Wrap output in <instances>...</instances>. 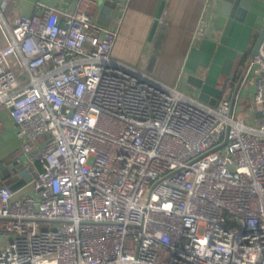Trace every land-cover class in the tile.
Here are the masks:
<instances>
[{
  "label": "built area",
  "instance_id": "obj_1",
  "mask_svg": "<svg viewBox=\"0 0 264 264\" xmlns=\"http://www.w3.org/2000/svg\"><path fill=\"white\" fill-rule=\"evenodd\" d=\"M95 7L0 10V110L31 177L15 197L0 176V264H264V38L208 105L115 60L121 18Z\"/></svg>",
  "mask_w": 264,
  "mask_h": 264
},
{
  "label": "crops",
  "instance_id": "obj_2",
  "mask_svg": "<svg viewBox=\"0 0 264 264\" xmlns=\"http://www.w3.org/2000/svg\"><path fill=\"white\" fill-rule=\"evenodd\" d=\"M0 4L3 16L17 14L31 15L36 12L37 1L56 6L59 10L72 8L76 0H3ZM95 18L104 27H114L121 18L111 56L127 66H136L142 57L147 60L146 72L157 81L169 86H178L183 92L193 96L197 91L186 83L189 74L185 66L189 49L199 40L195 32L204 11L205 0H166L165 7L152 38L149 33L154 21V13L159 0H94ZM223 0H217L211 11L203 37L215 33L214 22ZM244 57L238 68L245 62ZM152 64V67L150 66ZM236 65L234 66V68ZM233 68V69H234ZM199 74V73H194ZM0 176H30L20 142L15 135V125L7 110H0ZM19 176L10 185L15 197L31 191L30 179ZM4 182V179H3Z\"/></svg>",
  "mask_w": 264,
  "mask_h": 264
},
{
  "label": "water",
  "instance_id": "obj_3",
  "mask_svg": "<svg viewBox=\"0 0 264 264\" xmlns=\"http://www.w3.org/2000/svg\"><path fill=\"white\" fill-rule=\"evenodd\" d=\"M166 0H159L149 33L152 38L161 19ZM212 37L201 38L187 54L185 66L189 70L186 83L197 91V99L215 105L227 77L236 62L244 56H258L264 38V0H223L214 22ZM248 62L244 65L233 90L231 104L239 90ZM199 74H194V73ZM20 175L4 174L5 185H12ZM30 179V176H26ZM11 187V186H10ZM12 188V187H11Z\"/></svg>",
  "mask_w": 264,
  "mask_h": 264
},
{
  "label": "rangeland",
  "instance_id": "obj_4",
  "mask_svg": "<svg viewBox=\"0 0 264 264\" xmlns=\"http://www.w3.org/2000/svg\"><path fill=\"white\" fill-rule=\"evenodd\" d=\"M150 66L152 67V64ZM194 96L197 98V94H194ZM245 107H246V103L244 101V98L243 99H240L238 101V104H237V110H236L237 113L238 114H242L243 112H246V108ZM202 233H203V229H202V227H199L197 229V234L198 235H202ZM0 234L6 235L1 228H0ZM9 239H10V237H9Z\"/></svg>",
  "mask_w": 264,
  "mask_h": 264
},
{
  "label": "trees",
  "instance_id": "obj_5",
  "mask_svg": "<svg viewBox=\"0 0 264 264\" xmlns=\"http://www.w3.org/2000/svg\"><path fill=\"white\" fill-rule=\"evenodd\" d=\"M241 61L238 62V65H236V67L233 69L232 73H233V76L234 77H237L238 74H239V69H238V66L240 65Z\"/></svg>",
  "mask_w": 264,
  "mask_h": 264
},
{
  "label": "flooded vegetation",
  "instance_id": "obj_6",
  "mask_svg": "<svg viewBox=\"0 0 264 264\" xmlns=\"http://www.w3.org/2000/svg\"><path fill=\"white\" fill-rule=\"evenodd\" d=\"M244 57H245V56H244ZM244 57L240 58V59L236 62L237 64H235V65H238V62H240V61L242 62V60L244 59ZM235 65H234V66H235Z\"/></svg>",
  "mask_w": 264,
  "mask_h": 264
}]
</instances>
